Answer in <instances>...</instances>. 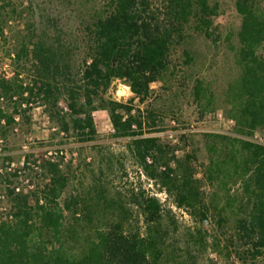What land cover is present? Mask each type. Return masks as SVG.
<instances>
[{
    "label": "trees",
    "instance_id": "16d2710c",
    "mask_svg": "<svg viewBox=\"0 0 264 264\" xmlns=\"http://www.w3.org/2000/svg\"><path fill=\"white\" fill-rule=\"evenodd\" d=\"M59 3L73 21L68 31L56 15L48 42L34 35L30 19L11 35L5 55L12 73L0 76V138L25 122L27 105L41 98L59 131L91 142L92 97L104 96L111 136L124 140L143 176L191 225L180 230L171 209L142 189L110 192L101 178L107 165L83 183L71 159L27 153L0 173V264H199L206 221L230 231L221 245L210 236L216 252L232 250L243 263L262 257L264 142L251 137L264 132V0H231L238 24L224 38L234 37L227 48L235 74L219 100L197 70V43L217 40L214 20L223 0ZM21 5L0 0V45L7 23L32 10ZM115 83L127 87L125 99L108 95ZM58 95L67 118L56 108ZM218 101L231 133L156 135L174 128L184 104L203 117Z\"/></svg>",
    "mask_w": 264,
    "mask_h": 264
},
{
    "label": "rangeland",
    "instance_id": "374dc122",
    "mask_svg": "<svg viewBox=\"0 0 264 264\" xmlns=\"http://www.w3.org/2000/svg\"><path fill=\"white\" fill-rule=\"evenodd\" d=\"M15 5L22 3L20 9L28 5L31 11L23 10L16 21L7 23L4 29L6 42L0 45V76L8 77L12 73V66L5 55V50L11 48L14 33H19L25 28L28 19L33 24L32 32L40 36L46 42L52 38V19L58 15L59 25L63 30L70 28L73 21L63 12L59 0H12ZM223 11L215 18L218 34L213 42L199 41L198 67L200 75L210 82L217 99L221 98V92L225 84L235 74V66L232 61V53L227 48L229 43H234V37L225 40V34L238 24V18L234 13L231 0H223ZM69 20V23H68ZM157 84L153 85L156 89ZM108 95L114 99H125L129 95L126 86L115 83L109 88ZM105 97L93 96L90 106L96 136L91 142H79L75 136L68 132H61L54 126L46 115V106L41 98L35 99L27 105V120L13 125L6 132L5 137L0 138V173L14 168L20 164L22 155L32 154L33 158L40 159L49 154L62 155L64 159H71V163L77 167L76 174L82 176L83 183L90 181L91 176L97 174L98 166H108L107 176L101 177L103 181H109L110 192L113 189L125 191L127 189H142L148 194L155 195L163 207H169L175 217L180 230L191 225V221L184 211L175 208L166 195L159 191L157 186L146 179L127 152L124 140L115 139L111 136V126L104 108ZM56 108L67 118L68 110L63 101V95L56 98ZM174 128L157 133L165 140L177 137V133H196L203 131H215L231 133V122L225 118L224 106L218 101L214 112L203 117L199 116L193 106L184 104L181 108V116L175 114ZM170 135V136H169ZM258 142H264V132H255L251 137ZM32 158V157H31ZM85 177V178H84ZM18 181H20L18 179ZM30 182L24 181L19 186L30 188ZM18 186V187H19ZM2 190L0 189V193ZM203 228L209 233L207 246L199 254V264H264V254L257 260L245 263L236 259L232 250L216 252L210 245V236L215 235L220 245L230 231L217 229L211 222L203 223ZM223 233V234H221Z\"/></svg>",
    "mask_w": 264,
    "mask_h": 264
},
{
    "label": "built area",
    "instance_id": "2783aa9c",
    "mask_svg": "<svg viewBox=\"0 0 264 264\" xmlns=\"http://www.w3.org/2000/svg\"><path fill=\"white\" fill-rule=\"evenodd\" d=\"M14 119H15V120H17V118H16V117H15ZM169 136H170V135H169Z\"/></svg>",
    "mask_w": 264,
    "mask_h": 264
}]
</instances>
